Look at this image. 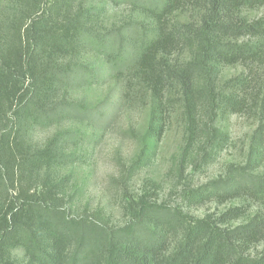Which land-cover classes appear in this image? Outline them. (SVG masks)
<instances>
[{"label": "trees", "instance_id": "16d2710c", "mask_svg": "<svg viewBox=\"0 0 264 264\" xmlns=\"http://www.w3.org/2000/svg\"><path fill=\"white\" fill-rule=\"evenodd\" d=\"M100 2L130 12L103 24ZM261 6L264 0H0V264H264L261 211L229 225L246 208L197 218L141 197L128 201L127 222L113 226L100 208L71 211L70 174H54L77 162L80 142L98 136L65 122L107 127L139 94L157 103L150 138L164 133V101L172 99L187 141L203 131L209 156L205 147L222 139L214 124L221 104L239 112L244 103L220 86L222 67L244 66V75L226 81L241 91L264 70V17L244 14ZM100 80L117 86L111 102L69 96ZM36 127L57 130L35 146L28 136ZM257 135L264 137L263 126ZM229 175L211 183L217 200L245 194L264 204V175L240 166ZM257 244L263 249L253 254Z\"/></svg>", "mask_w": 264, "mask_h": 264}, {"label": "rangeland", "instance_id": "374dc122", "mask_svg": "<svg viewBox=\"0 0 264 264\" xmlns=\"http://www.w3.org/2000/svg\"><path fill=\"white\" fill-rule=\"evenodd\" d=\"M98 4L99 7L105 5L100 19L103 24H111L118 17L114 15L116 12H121L123 16L130 12L122 5ZM244 14L250 19L262 18L264 6L246 9ZM131 16L129 14L128 19L134 18L133 14ZM258 71L260 73L255 75L256 79L253 78L252 87L241 91L230 88L226 81L244 75V66L222 67L220 86L225 93L233 92L235 98H243L244 103L239 112L221 104L214 124L220 129L222 139L205 147L209 156L202 150L206 137L203 131L194 143L187 141L180 104H174L172 99V102L164 101L169 105L163 113L166 116L164 133L156 138L149 137V126L157 103L141 94L136 95L135 102L126 104L107 127L98 121L65 122L63 126L82 128L89 135L98 130L96 139H84L74 149L80 155L77 162L54 173L59 178L70 174L65 185L67 207L76 214L100 208L113 226L127 222L128 201L141 197L179 208L197 218L212 215L213 219H217L229 207L242 205L246 208V215L229 225L239 224L257 212L264 213V204L257 197L245 201L246 195L243 194L220 202L217 195L210 193L211 183L227 178L233 166L264 175V137L257 135L258 128L264 127V112L261 109L264 103V70L261 68ZM115 87L114 83L100 80L95 87L73 89L69 96L87 99L91 104L109 103ZM199 120L205 123L208 119L200 117ZM56 130V127H36L28 137L33 145L41 146ZM72 144L67 145V150H72ZM262 249L263 245L257 244L249 251L255 254ZM14 254L22 258L21 250Z\"/></svg>", "mask_w": 264, "mask_h": 264}]
</instances>
